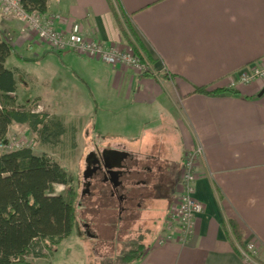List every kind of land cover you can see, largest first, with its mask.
<instances>
[{"label":"crops","instance_id":"crops-1","mask_svg":"<svg viewBox=\"0 0 264 264\" xmlns=\"http://www.w3.org/2000/svg\"><path fill=\"white\" fill-rule=\"evenodd\" d=\"M46 14L58 15L62 31L79 23L84 34L119 46L130 36L125 19L154 73L54 52L0 9V34L13 48L5 61L16 80L12 95L25 107L34 101L68 127L56 144L40 142L26 123L13 122L6 138L16 125L25 126L42 147L66 139L72 149L75 124L64 116L86 117L88 149L118 147L139 167L159 172L143 203L145 215L138 206L137 222L147 226L151 207L164 219L132 264H252L230 221L242 229L244 244L255 245L253 264H264V79L232 86L239 69L264 58V0H47ZM196 87L219 91L198 93ZM196 145L203 155L194 197L203 210L186 242L157 243L176 201L185 154ZM142 176L134 170L132 182ZM56 251L30 263H50Z\"/></svg>","mask_w":264,"mask_h":264},{"label":"trees","instance_id":"trees-1","mask_svg":"<svg viewBox=\"0 0 264 264\" xmlns=\"http://www.w3.org/2000/svg\"><path fill=\"white\" fill-rule=\"evenodd\" d=\"M20 2L28 10L43 14L47 11V0ZM124 21L130 34L128 43L136 42L148 58L136 33ZM12 49L9 40L0 34V142L6 140L8 127L15 122L26 123L40 142L56 144L68 130L61 118L27 108L12 95L16 80L13 71L5 66ZM218 91L194 89L207 94ZM70 182L66 168L46 153L36 154L28 146L0 150V264H31L28 257L48 256L69 236L76 215ZM56 184L63 185L62 193H55ZM229 224L239 246L246 249L240 226L233 221ZM144 251L143 243L130 241L117 259L108 264H132Z\"/></svg>","mask_w":264,"mask_h":264},{"label":"built area","instance_id":"built-area-1","mask_svg":"<svg viewBox=\"0 0 264 264\" xmlns=\"http://www.w3.org/2000/svg\"><path fill=\"white\" fill-rule=\"evenodd\" d=\"M0 9L5 17L23 25L24 31L33 33L52 51H73L106 64H120L138 72L154 73L149 59L133 40V43L123 46L107 44L94 35L84 34L79 23H73L69 31H62L55 25L58 15L28 10L22 6L20 0H0ZM256 79H264V58L239 69L232 86L236 82L250 83ZM19 144L18 141L7 139L0 142V150L16 149L20 147ZM202 155L203 149L200 145L185 154L177 199L167 215L162 232L157 236V243L170 241L173 237L186 242L193 233L195 218L203 210L202 204L194 197L198 160ZM255 253V245L251 242L247 243L246 249L242 251L249 260L253 259Z\"/></svg>","mask_w":264,"mask_h":264},{"label":"rangeland","instance_id":"rangeland-1","mask_svg":"<svg viewBox=\"0 0 264 264\" xmlns=\"http://www.w3.org/2000/svg\"><path fill=\"white\" fill-rule=\"evenodd\" d=\"M6 18L10 19L8 17ZM19 30L22 33H28L31 36H34L30 31H24L23 25L21 24H19ZM34 37L37 38L36 36ZM27 103L25 104L27 108L44 112L43 107H37V103H34V101ZM48 114L54 115L52 112ZM64 118H66L65 121L67 124L71 122L75 124L76 143L75 147H73L72 149L67 147L69 141H66V139L63 140L61 144L54 145L51 148L42 147L34 139V136L28 130H26L25 126L18 125L15 126V129L11 130L9 137L6 138V140L9 139L18 141V143H20V147L28 146L34 153L37 154L46 153L52 160L65 167L68 175L71 178L69 186L74 195L73 205L76 213L74 225L69 236L65 238L61 243L56 245L57 251L53 254L52 261L50 263L46 262L45 264H108L112 261L114 262L117 259V255L121 251H123L126 246H128L130 241L136 240L144 244L152 242L164 217L159 214V211L153 210L151 207V209H149V212H146L147 215H149V217L151 218L147 226H144L143 224L139 225L138 222V226H136V224H134L133 226H129L128 224H126L122 226V231L119 233V235H116L113 233V231L115 230L113 222L111 220H107L106 216L101 217L100 219H96L93 217V211L96 209L90 207L92 197L84 195L82 199L83 204L86 205L88 202L89 203L87 206L80 209L77 201L79 199V196H81L79 190L80 182L82 179L83 159L88 149V142H84V137L88 136L87 134H89L90 130L85 124V122L87 121L86 117L78 118L76 116H64ZM84 124L86 126H83ZM54 187L55 193L63 192V185L56 184ZM142 215H145V211ZM79 218L83 219V221H87L88 223L90 222L89 227L91 228V233L97 234L98 238L94 239V237H89L85 234V229H83V226L80 225ZM143 222L144 221L142 220V223ZM52 252H54V250ZM27 259L30 262L33 261L32 257H28ZM247 260L252 264L254 263L253 259Z\"/></svg>","mask_w":264,"mask_h":264},{"label":"flooded vegetation","instance_id":"flooded-vegetation-1","mask_svg":"<svg viewBox=\"0 0 264 264\" xmlns=\"http://www.w3.org/2000/svg\"><path fill=\"white\" fill-rule=\"evenodd\" d=\"M139 166L141 165L138 159L124 149L111 146H91L83 159L79 190L81 196L78 199L80 209L89 203L83 204L84 195L92 197L90 207L96 209L93 211V217L100 219L106 216L107 220L113 222L116 235L122 231V226L126 224L131 226L137 223V219L140 217L138 206L142 204V210H144L143 203L153 195L151 193L152 185L157 183V178L158 181L160 180L159 172L157 173L156 170L153 171L149 167L141 168ZM85 170L89 174L87 178H84ZM134 170L141 172L143 176L141 180L133 183L131 178ZM166 191L171 193V185ZM105 196L111 197V202L107 197L105 199ZM79 223L85 229L86 235L94 237V239L98 238L97 234L91 233L90 222L79 218Z\"/></svg>","mask_w":264,"mask_h":264},{"label":"water","instance_id":"water-1","mask_svg":"<svg viewBox=\"0 0 264 264\" xmlns=\"http://www.w3.org/2000/svg\"><path fill=\"white\" fill-rule=\"evenodd\" d=\"M263 91H264V88L261 90V93H262ZM261 93H260V94H261ZM88 175H89V174L87 173V170H85V171H84V178H87Z\"/></svg>","mask_w":264,"mask_h":264}]
</instances>
